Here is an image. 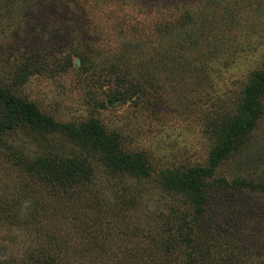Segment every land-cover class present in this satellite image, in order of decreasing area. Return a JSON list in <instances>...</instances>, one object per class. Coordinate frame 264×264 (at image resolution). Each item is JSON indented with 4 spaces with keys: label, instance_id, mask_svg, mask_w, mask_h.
I'll use <instances>...</instances> for the list:
<instances>
[{
    "label": "rangeland",
    "instance_id": "1",
    "mask_svg": "<svg viewBox=\"0 0 264 264\" xmlns=\"http://www.w3.org/2000/svg\"><path fill=\"white\" fill-rule=\"evenodd\" d=\"M187 11L192 23L176 33L180 28L170 26L181 25L175 22ZM173 34L182 40H173ZM131 46L136 48L128 63L132 78L121 82L104 64L127 62ZM142 59L149 66L139 71L135 66ZM263 65L264 0H0V87L61 123L98 120L120 141L121 151L142 153L152 166L149 178L125 174L110 181L100 169L96 174L108 199H115L114 190L132 199L124 212L129 224L141 226L132 232L138 239L151 227L173 245L175 219L184 213L171 204L181 205L184 197L160 181L161 170L206 163L217 140L209 122L236 113L252 73ZM262 109L215 176L264 182V96ZM27 135L21 130L6 140L33 154L36 145ZM63 136L60 129L46 133L54 144ZM9 148L5 144L3 151ZM88 160L95 165L93 157ZM9 174L0 168V186ZM207 205L216 212L217 225L223 227L228 216L235 219L232 240L245 251L241 259L264 264V192L213 189ZM74 211L69 206L56 211L55 227L68 229L64 216ZM12 230L1 231L20 234ZM12 240L0 239V258L18 259L22 244Z\"/></svg>",
    "mask_w": 264,
    "mask_h": 264
},
{
    "label": "trees",
    "instance_id": "2",
    "mask_svg": "<svg viewBox=\"0 0 264 264\" xmlns=\"http://www.w3.org/2000/svg\"><path fill=\"white\" fill-rule=\"evenodd\" d=\"M180 18L175 23L181 25L170 26L173 31L180 28L176 33L193 20L188 11ZM172 37L182 40L174 34ZM190 40L197 42L193 35ZM176 47L182 49L179 43ZM134 49L133 46L127 49V62L118 58L104 64V68L121 82H127L129 59L134 57L130 52ZM138 63L139 67H135L139 71L149 66L144 59ZM136 81L144 87L145 83ZM263 96L264 65L252 73L236 113L209 122L217 140L206 163L186 170H161L160 181L185 199H182L184 206L171 204L172 210L184 214L175 219L178 232L172 238L173 245H169L151 227L140 239L134 238L132 232L141 226L137 222L129 224L124 212L132 199H125L116 190L110 195L115 199H108L106 186L96 180L99 169L109 180L121 181L125 174L149 178L152 166L142 153L121 151L120 141L107 135L98 120L78 125L61 123L41 114L34 104L10 89L0 87V168L10 172L8 181L0 186V239L16 238L22 244L18 259L5 255L0 258V264H246L241 259L244 249L234 246L232 240L235 219L228 216L223 227L217 225L216 212L207 201L213 189L264 192V182L251 177L215 176L220 164L238 150L261 117ZM58 129L65 137L57 138L58 144H54L46 138V133ZM21 130H26L30 142H35V153H25L15 143L7 142L8 135ZM5 144L10 148L3 151ZM88 156L93 157L95 165L87 163ZM67 206L78 213L65 215L69 228L61 230L52 220L56 211ZM12 228L20 234L15 236L14 231L7 235L1 231H13ZM69 256L75 261L69 262Z\"/></svg>",
    "mask_w": 264,
    "mask_h": 264
},
{
    "label": "water",
    "instance_id": "3",
    "mask_svg": "<svg viewBox=\"0 0 264 264\" xmlns=\"http://www.w3.org/2000/svg\"><path fill=\"white\" fill-rule=\"evenodd\" d=\"M76 63H77V65H79V62L78 61Z\"/></svg>",
    "mask_w": 264,
    "mask_h": 264
}]
</instances>
